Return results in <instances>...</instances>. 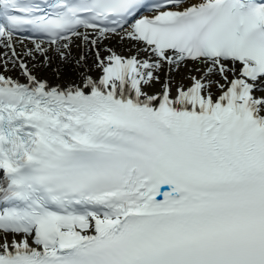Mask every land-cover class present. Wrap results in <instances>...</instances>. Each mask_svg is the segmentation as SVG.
I'll list each match as a JSON object with an SVG mask.
<instances>
[{
	"label": "snow or ice",
	"instance_id": "snow-or-ice-1",
	"mask_svg": "<svg viewBox=\"0 0 264 264\" xmlns=\"http://www.w3.org/2000/svg\"><path fill=\"white\" fill-rule=\"evenodd\" d=\"M0 264H264V0H0Z\"/></svg>",
	"mask_w": 264,
	"mask_h": 264
},
{
	"label": "bare ground",
	"instance_id": "bare-ground-1",
	"mask_svg": "<svg viewBox=\"0 0 264 264\" xmlns=\"http://www.w3.org/2000/svg\"><path fill=\"white\" fill-rule=\"evenodd\" d=\"M108 43V45L112 48H114L115 50H117L118 52H122L124 51V46L120 43H118L117 41L113 40L111 42H106ZM10 74H13V75H17V73L13 72V73H10ZM23 78V77H22Z\"/></svg>",
	"mask_w": 264,
	"mask_h": 264
}]
</instances>
